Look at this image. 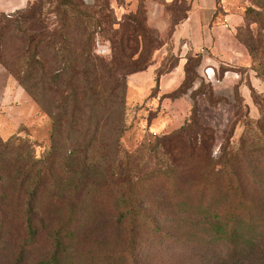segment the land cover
I'll list each match as a JSON object with an SVG mask.
<instances>
[{
  "label": "trees",
  "instance_id": "1",
  "mask_svg": "<svg viewBox=\"0 0 264 264\" xmlns=\"http://www.w3.org/2000/svg\"><path fill=\"white\" fill-rule=\"evenodd\" d=\"M262 6L259 21H264ZM57 14L59 26L50 35L52 41H45L68 52L64 35L71 22L65 11ZM130 21L137 27H126L119 40L140 37L142 53L151 46L147 37L158 36L146 25L145 7L142 22L135 17ZM80 26L83 38L72 44L74 52L58 62L59 71L49 79L38 77L45 73V58H37L43 40L33 38L29 45L26 78L36 80L34 96L52 118L46 159H14L18 140L0 142V243L12 244L14 232L20 235L13 264H25L42 249L44 227L50 222L51 250L36 264H82L88 257L93 264H138L139 242L147 230L158 231L156 218L168 221L167 231L176 232L184 243L196 245L201 262L244 264L264 251L262 97L252 91L260 118L246 124L237 149L227 140L219 157L212 153V130L197 124L195 107L192 119L179 130L143 138L135 149L128 148L136 131L126 121V76L132 73L121 75L113 60L94 56L95 32ZM76 30L78 34L80 27ZM116 46L124 52L122 43ZM249 51L255 64L262 60L259 75L264 78V43L251 45ZM189 61L200 64L190 57L186 74ZM226 71L221 68L222 74ZM19 83L26 86L25 79ZM180 89L158 97L157 87L146 101L153 104L158 98L161 105ZM60 169L70 174L63 193L52 183ZM95 230L97 239L87 243Z\"/></svg>",
  "mask_w": 264,
  "mask_h": 264
},
{
  "label": "rangeland",
  "instance_id": "2",
  "mask_svg": "<svg viewBox=\"0 0 264 264\" xmlns=\"http://www.w3.org/2000/svg\"><path fill=\"white\" fill-rule=\"evenodd\" d=\"M29 1L25 8L14 13H0V142L17 139L12 156L14 159L21 158V155L22 158H25V155H32L36 161L43 162L50 148L52 118L44 113L34 96L38 92V88L33 87L36 80L26 78L30 57L29 45L33 38L36 41L43 40L37 58H45V73H40L38 77L43 76L47 79L59 71L58 62L74 52L72 44L80 43L83 38V29L80 25L95 32L94 56L106 62L113 60L117 72L121 75L132 73L126 76L128 82L131 75L141 72L146 67L155 65L158 67L157 71L174 70L178 58L168 51L160 54L159 50L163 44L155 37L146 36L151 46L148 44L142 53L140 37L134 38L136 41H129L127 36L125 40H119L121 32L126 27L129 29L137 27L130 21L132 17L137 18L139 22L143 21V0H95L93 4L80 0L84 6L70 0H68L70 3L76 5L69 4L67 0ZM263 3L264 0H219L217 21L224 22L232 44L237 45L246 57V63L242 66L225 67L228 72L238 73L242 77L239 85L232 87L216 84L217 87H213L209 82H201V79L204 80L203 73L206 74L209 70L198 68L196 61H189L187 74L186 71H179L171 78V83L179 84L178 88L181 89L164 100L161 105L158 98L153 104L147 102L149 93H145L142 87L138 88L137 82L134 81L132 87L129 83L126 121L128 124L133 123L136 131L126 144L128 148L135 149L139 142L150 136L161 138L165 134L179 130L192 119L194 107L197 124L212 130L210 135L213 136V156H220L227 140H230L231 147L238 148L246 124L260 118L252 91L262 97L264 104V78L259 75L262 60L259 59L255 64L249 51L251 45L259 46L264 43V21H259L260 17L256 16L262 11L260 7H263ZM58 10L65 11L67 23L71 22L64 35L68 52L60 49L59 44L52 47L46 43L52 41L50 35L59 26ZM81 12L86 15H82ZM75 21L79 23L77 26H74ZM76 27H80L78 34ZM252 40L256 42L252 43ZM119 43L123 44L124 52L116 46ZM212 75L215 81L219 76L223 78L225 73L222 74L219 69ZM20 79H25L26 86L19 83ZM160 96L159 94L158 97ZM57 173L55 179L51 178L52 183L56 184L61 192L68 191L70 179L68 170L60 169ZM260 177V182L264 184V166L260 169ZM167 223L168 221L156 218L158 231L147 230L143 234L137 250L138 264H208L201 262L203 258L199 256L196 245L184 243L174 231L168 232ZM51 226L52 222L45 224L42 249L31 254L25 264H36L39 258L51 250L48 240ZM97 235L95 230L86 242L96 240ZM19 239L20 235L14 232L12 244L0 243V264L14 263L15 241ZM45 244L48 245L47 248ZM82 264L93 263L88 257ZM244 264H264V251L248 259Z\"/></svg>",
  "mask_w": 264,
  "mask_h": 264
},
{
  "label": "crops",
  "instance_id": "3",
  "mask_svg": "<svg viewBox=\"0 0 264 264\" xmlns=\"http://www.w3.org/2000/svg\"><path fill=\"white\" fill-rule=\"evenodd\" d=\"M94 1L85 0L90 4ZM29 2L0 0V13H14L25 8ZM143 3L146 25L156 32L163 44L159 50L160 54L164 51L171 52L176 55L179 62L174 70L160 76L157 75L158 67L155 65L131 75L130 87L134 86L135 81L137 87H142L149 95L157 87L160 95L170 94L179 86L173 85L171 78L179 71H185V65L190 57L198 58L200 61L198 68L209 69L210 75L221 68L233 65L232 68L246 63L243 51L232 44L224 22L217 21L219 0H143ZM202 50L205 53H202ZM230 73L226 71L223 78L219 76L215 81L213 79L209 81L204 72L202 75L204 80L201 79V82H209L213 87H217L216 84L232 87L239 85L242 77L238 73Z\"/></svg>",
  "mask_w": 264,
  "mask_h": 264
},
{
  "label": "built area",
  "instance_id": "4",
  "mask_svg": "<svg viewBox=\"0 0 264 264\" xmlns=\"http://www.w3.org/2000/svg\"><path fill=\"white\" fill-rule=\"evenodd\" d=\"M202 53H205V51L202 50ZM208 70H209V69H208ZM206 76H207L206 78H207L209 81H211V80L213 79V75H210L208 71L206 72Z\"/></svg>",
  "mask_w": 264,
  "mask_h": 264
}]
</instances>
